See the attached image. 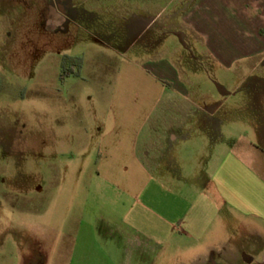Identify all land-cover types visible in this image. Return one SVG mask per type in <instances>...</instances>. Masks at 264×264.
<instances>
[{
    "label": "rangeland",
    "instance_id": "1",
    "mask_svg": "<svg viewBox=\"0 0 264 264\" xmlns=\"http://www.w3.org/2000/svg\"><path fill=\"white\" fill-rule=\"evenodd\" d=\"M196 1L0 0V264H117V185L94 180L103 134L173 112L169 97L191 102L185 126L205 139L174 181L201 188L230 152L264 171V56L215 61L181 24ZM160 59L188 93L153 75ZM229 209L185 257L264 264V221Z\"/></svg>",
    "mask_w": 264,
    "mask_h": 264
},
{
    "label": "crops",
    "instance_id": "2",
    "mask_svg": "<svg viewBox=\"0 0 264 264\" xmlns=\"http://www.w3.org/2000/svg\"><path fill=\"white\" fill-rule=\"evenodd\" d=\"M181 24L203 37L207 51L223 66L264 56V0H197L182 14ZM152 65L154 76L188 93L168 60ZM176 101L167 98L173 112L129 115L134 127L103 134L94 180L117 185V203L109 209L119 217L127 245L117 264H207L203 256L188 259L184 253L203 244L223 207L264 221V171L231 152L219 159L201 188L190 184L202 182L199 177L172 179L171 170L194 157V142L200 147L205 143L202 131L185 126L196 114L191 102ZM147 119L164 121L163 127L144 130ZM102 205H107L106 198Z\"/></svg>",
    "mask_w": 264,
    "mask_h": 264
}]
</instances>
